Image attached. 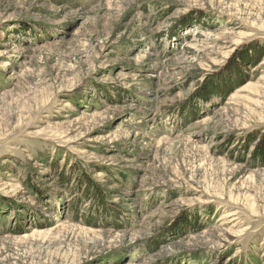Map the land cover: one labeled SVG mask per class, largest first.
Returning a JSON list of instances; mask_svg holds the SVG:
<instances>
[{
  "label": "rangeland",
  "instance_id": "obj_1",
  "mask_svg": "<svg viewBox=\"0 0 264 264\" xmlns=\"http://www.w3.org/2000/svg\"><path fill=\"white\" fill-rule=\"evenodd\" d=\"M0 264H264V0H0Z\"/></svg>",
  "mask_w": 264,
  "mask_h": 264
}]
</instances>
